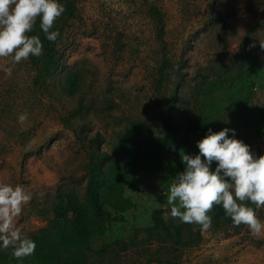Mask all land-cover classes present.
I'll return each mask as SVG.
<instances>
[{
  "label": "rangeland",
  "instance_id": "rangeland-1",
  "mask_svg": "<svg viewBox=\"0 0 264 264\" xmlns=\"http://www.w3.org/2000/svg\"><path fill=\"white\" fill-rule=\"evenodd\" d=\"M60 3L65 11L54 23L65 44L55 68L37 70L29 58L17 64L0 58V182L31 193L17 227L38 235L53 228L64 197L86 203L89 143L79 136L98 133L94 147L111 156L101 165L106 181L121 186L133 206L121 213L122 220L105 221L103 233L91 239L85 264H167L156 257L177 264H264V234L254 236L243 224L212 225L201 230L198 244L176 250L147 239L153 210L161 208L167 221L178 222L165 216L166 193L184 167L163 160L161 167L144 166L136 176L114 170L117 161L136 155L119 133L136 120L160 129L169 104L191 134L181 155L198 153L196 142L207 129L224 127L234 129L256 156L264 154V0ZM249 63L262 67L247 76ZM74 75L79 80L73 95L68 86ZM203 76L218 79L221 88L194 103ZM80 93L88 107L71 116ZM197 107L207 114L195 121L191 110ZM20 113H27L23 123Z\"/></svg>",
  "mask_w": 264,
  "mask_h": 264
},
{
  "label": "clouds",
  "instance_id": "clouds-1",
  "mask_svg": "<svg viewBox=\"0 0 264 264\" xmlns=\"http://www.w3.org/2000/svg\"><path fill=\"white\" fill-rule=\"evenodd\" d=\"M64 11L60 0H0V58L11 57V63L17 64L42 55L40 38L28 33L39 18L46 39L55 42L59 30L50 29ZM2 70L11 72L7 66ZM27 118V113L17 117L20 123ZM222 119L230 122L225 113ZM196 145L198 153H183V171L175 175L166 193L170 210L165 216L208 230L212 226L209 213L220 205L234 225H246L257 237L264 234V221L257 215L264 207V154L256 156L228 127L215 132L207 129ZM30 199L31 193L22 185L0 182V248L11 247L16 259L31 256L36 249L35 241L16 225Z\"/></svg>",
  "mask_w": 264,
  "mask_h": 264
},
{
  "label": "trees",
  "instance_id": "trees-1",
  "mask_svg": "<svg viewBox=\"0 0 264 264\" xmlns=\"http://www.w3.org/2000/svg\"><path fill=\"white\" fill-rule=\"evenodd\" d=\"M39 24L40 21L37 18L28 35H37L40 38L43 52L39 57L30 56L29 59L36 65L37 70L41 68L51 70L60 62L63 52L62 45L65 44L64 35L59 29L60 35L57 40L49 41ZM50 30H58L55 23ZM261 67L260 63H249L244 75H254ZM175 73L179 74V71ZM78 80L79 76L74 75L68 86L69 93L74 95L78 92ZM201 82L193 94L194 103L198 102L199 96L208 99L221 88L218 79H209L207 76H203ZM174 97H176L175 94ZM87 107L88 105L80 93L77 96L76 104L72 107L71 116H81ZM171 108L172 106L169 104L168 111L164 114L161 127L158 130L142 120H136L130 122L123 132L119 133L121 141L135 147L136 155L131 161H117L114 165L116 172L136 176L140 168L144 166L161 167L163 160L175 162L184 167L183 155L180 150L192 142L191 134L181 128L182 122L172 115ZM191 113L194 115V120L197 121L201 118L200 116L207 114V110H196L195 108V110H191ZM194 120L191 123H194ZM79 138L82 142L88 141L89 143L87 153L90 171L85 185L86 203H79L73 196L64 197L57 209L53 228L51 230L43 229L40 234L30 236L36 243L35 252L23 259H16L11 256V247L4 248V251H0V264H85L86 250L90 246L91 239L103 233L105 221L122 220L121 213L133 206L131 200L123 195L121 186L106 181L101 165L111 156L106 151L94 147V144L100 141L99 134L92 137L81 134ZM251 206L255 207V205ZM261 213L264 216V207L257 210V214ZM209 214L212 216L214 227L233 224L220 205H214ZM151 220L152 226L146 229V238H153L159 243L168 242L175 250L183 245H196L201 239L199 225L182 223L179 219L178 222L167 221L161 208L153 210ZM156 258L167 264H177L170 259Z\"/></svg>",
  "mask_w": 264,
  "mask_h": 264
}]
</instances>
